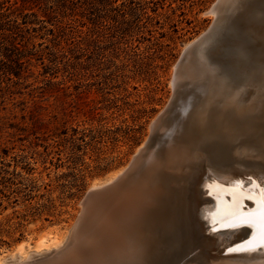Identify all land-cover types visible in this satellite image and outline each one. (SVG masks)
<instances>
[{
  "label": "rangeland",
  "instance_id": "obj_1",
  "mask_svg": "<svg viewBox=\"0 0 264 264\" xmlns=\"http://www.w3.org/2000/svg\"><path fill=\"white\" fill-rule=\"evenodd\" d=\"M218 2L0 0V257L63 237L94 183L162 135L153 121L175 115L176 67Z\"/></svg>",
  "mask_w": 264,
  "mask_h": 264
},
{
  "label": "bare ground",
  "instance_id": "obj_2",
  "mask_svg": "<svg viewBox=\"0 0 264 264\" xmlns=\"http://www.w3.org/2000/svg\"><path fill=\"white\" fill-rule=\"evenodd\" d=\"M218 3L215 24L176 67L175 115L162 128L153 121L162 135L94 183L92 204L63 237L40 235L31 251L22 242L0 264H173L196 250V264H264V248L230 251L258 225L213 223L234 204L258 216L264 190V0Z\"/></svg>",
  "mask_w": 264,
  "mask_h": 264
},
{
  "label": "snow or ice",
  "instance_id": "obj_3",
  "mask_svg": "<svg viewBox=\"0 0 264 264\" xmlns=\"http://www.w3.org/2000/svg\"><path fill=\"white\" fill-rule=\"evenodd\" d=\"M238 187V186H237ZM221 191H224L221 189ZM231 194L235 198L237 195L236 190H229L228 193ZM258 207V216L256 213H249V214H242L239 213L236 208L237 205L234 204L232 206V211L229 214V217L226 219H219L214 216L213 223H219L221 228H236L242 224H247L250 227L256 228L257 225L259 226V233L258 235L254 234L253 239L246 242L245 245H241L236 249H230V251H246L251 252L254 251L256 248H264V190L261 191V198L257 202ZM217 230L215 227L213 231Z\"/></svg>",
  "mask_w": 264,
  "mask_h": 264
},
{
  "label": "water",
  "instance_id": "obj_4",
  "mask_svg": "<svg viewBox=\"0 0 264 264\" xmlns=\"http://www.w3.org/2000/svg\"><path fill=\"white\" fill-rule=\"evenodd\" d=\"M151 141H152V137L149 138V140L146 142V147H149L151 145ZM98 191L96 192H92V193H88L86 195V197L84 198L83 202H82V210H81V213H80V217H83L85 211L87 208L90 207V205L92 204L93 202V199L94 197L97 195ZM246 207V206H245ZM78 216V217H79ZM78 219V218H77Z\"/></svg>",
  "mask_w": 264,
  "mask_h": 264
}]
</instances>
